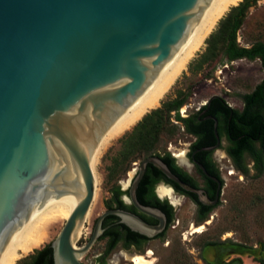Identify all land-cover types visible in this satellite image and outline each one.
Masks as SVG:
<instances>
[{
	"label": "water",
	"instance_id": "1",
	"mask_svg": "<svg viewBox=\"0 0 264 264\" xmlns=\"http://www.w3.org/2000/svg\"><path fill=\"white\" fill-rule=\"evenodd\" d=\"M220 2L0 0V264L48 213L82 195L50 243L54 264H83L108 215L134 231L160 233L164 214L135 198L147 163L203 200L149 156L130 195L159 223L107 209L85 244L72 242L94 198L99 144L164 81Z\"/></svg>",
	"mask_w": 264,
	"mask_h": 264
},
{
	"label": "rangeland",
	"instance_id": "2",
	"mask_svg": "<svg viewBox=\"0 0 264 264\" xmlns=\"http://www.w3.org/2000/svg\"><path fill=\"white\" fill-rule=\"evenodd\" d=\"M218 23L219 21L212 32L217 29ZM254 40L264 42V0H257L249 8L244 23L237 32V42L240 45H247ZM205 48L206 43L200 47L185 69L176 77L159 104L154 107L155 109L158 106L161 108L163 102L175 98L180 91L188 93L186 102L179 109L182 117L195 112L214 95L223 97L232 107L240 109L242 95L251 92L264 79V68L258 59H241L231 62L224 59L217 63L205 64L202 69L192 72V67ZM152 109L146 113L149 114ZM174 114L171 112L170 120L165 123V128L162 129L160 139L155 145L160 151L167 150L171 154L178 149L187 150L191 141V137L184 132L181 123L174 119ZM139 120L120 136L106 142L95 157L93 170L97 195L91 213L74 242L75 245L82 246L87 242L96 219L106 210L105 202L110 196L111 187L117 186L119 180L126 179L127 171L135 167V163L146 154L143 150L135 151L129 160L119 162L118 166L115 165V159L120 158L122 138L132 131ZM169 128L171 132H168ZM221 154L219 150L215 160L221 168L222 194L211 216L205 220L196 218L194 205L180 195L181 204L173 207L174 219L161 239H156L141 252L134 248L125 249L116 245L107 255H104L107 238H98L89 251L81 256V262L100 264L104 260L105 264H133L120 253L144 255L151 250L153 253L147 259L151 260L152 264L264 263V174L256 177L254 170H250L248 175L232 173L228 158L221 157ZM246 162L249 167H252L250 159L247 158ZM113 168L115 170L111 172ZM63 225L60 222L48 229L44 241L35 248H42L51 243ZM191 226H203V228L200 232L191 233ZM211 242L214 244H208ZM35 248L22 257L31 254Z\"/></svg>",
	"mask_w": 264,
	"mask_h": 264
},
{
	"label": "trees",
	"instance_id": "3",
	"mask_svg": "<svg viewBox=\"0 0 264 264\" xmlns=\"http://www.w3.org/2000/svg\"><path fill=\"white\" fill-rule=\"evenodd\" d=\"M257 0H240L236 5H232L226 11L228 12L223 18L218 21V27L214 32H210L205 38V50L200 54L196 64L191 71L196 72L202 69L203 65L219 62L226 59L227 61H236L241 59L255 60L258 59L264 68V42L262 40H254L247 45H240L237 42V32L240 30L247 16L249 8L255 4ZM217 21V22H218ZM217 24V23H216ZM215 24V26H216ZM214 26V28H215ZM213 28V29H214ZM189 63V62H188ZM188 65V64H187ZM188 93L178 92L172 100L162 103V107L152 111L149 114H144L139 121L152 123L143 127H138L139 131L136 135L130 138L132 147L125 145V151L120 153V157L115 159V165L119 162L123 163L130 153L143 150L146 154L154 151L155 141L157 140L158 131L162 124L169 122L171 112H174V119L184 124L188 131L198 133L201 126L209 128L210 124H202L198 121L197 114L188 117H182L179 114V109L184 105ZM244 107L242 110L231 109L227 106L226 101L221 96H212L207 105L208 112L214 116L224 115L228 118L232 111L231 119V140L226 146V151L233 159L235 167L243 174L248 175L250 170L255 171V176L259 177L264 174V79L258 83L254 89L242 95ZM209 123V122H208ZM206 143L199 140L194 144V147L205 145ZM168 164L171 165L173 158L167 152ZM246 158L252 161V167H248ZM121 159V160H120ZM115 166V167H116ZM115 168L112 169L113 172ZM182 193H187L181 190ZM108 208H112V202H107ZM173 208L168 206L164 211L168 215L169 223L173 221ZM170 212V213H169ZM115 217V216H109ZM202 219V218H200ZM121 228L115 227L112 230L105 231L99 239L111 235V239L107 244L104 255H107L121 239L123 233L130 235L134 232L128 227L121 224ZM165 235V232L162 234ZM131 243L127 241V245ZM214 244V243H208ZM17 264H54L52 247L49 244L42 248H35L33 252L17 261ZM100 264H105L104 260ZM260 264H264L261 262Z\"/></svg>",
	"mask_w": 264,
	"mask_h": 264
},
{
	"label": "flooded vegetation",
	"instance_id": "4",
	"mask_svg": "<svg viewBox=\"0 0 264 264\" xmlns=\"http://www.w3.org/2000/svg\"><path fill=\"white\" fill-rule=\"evenodd\" d=\"M214 96H218V95H214ZM209 99H207V101L204 104H202L195 112H192L191 114L187 115L188 117L193 114H197L199 122H202V124H205L206 126H208L207 124H210L208 129H206L205 126H201L198 133H194L192 131H188L184 126V124H181L184 132L191 137V141L189 142V147L187 150H185V154H184L186 166L181 165L174 154H171L167 150L160 151L155 147L154 151L150 152L149 154H145L144 157L139 162L135 163V167L131 168V170H134V174L132 177L128 176L130 171H127L126 179L119 180V184L117 186L111 187V190L109 191L110 196L106 198L105 207L106 210L117 208V209L130 211L138 215L146 223L151 225H157L159 223V220L157 218L138 210V208L134 205L130 195V187L133 183V180L136 178V176L139 173V166L142 160L149 156L158 157L168 167V169L171 171L173 175L178 177L182 182L199 190L203 197V200H201V197L198 194L184 190L180 185H178L175 181H173L168 176H166L153 164L147 163L144 173L135 189V198L137 203H139L140 205L157 209L161 213H163L165 216V227L160 233L149 236L132 230L130 227L120 222L119 217L115 216L112 218L109 216H114V215H108L104 218L102 222V228L104 229V232L109 229L112 230L115 227L121 228L120 227L121 224L125 225L130 229V231L134 232L130 235L128 234L126 235V233L124 232L121 239L117 242L116 245H120L122 248L125 249L134 248V250L141 252L143 248L151 245L153 241H155L156 239H161L164 236L162 234L166 232L171 225V223H169L168 221V215L164 211V208L167 209L168 206H171L173 208L175 205L171 204L170 199L168 197L166 196L161 197V195H159V190L161 188L171 189L176 197L179 198V196L181 195L184 200L190 201L195 207L194 214L196 218H198L199 220H205V218L211 216V212L219 204L221 200L222 187H223L222 173L220 171L221 168H219V165L215 160V156L217 155L219 150H221L222 154H224V157L228 158L230 167L233 170L232 173L238 172L242 174L235 167L233 159L226 151V146L229 144V141L231 140L232 111L230 112L228 118H225L223 114L217 117L212 115L211 113L208 112L209 108L207 105L209 104ZM226 104L231 109L242 110L244 107L243 99H242V107L240 109L232 107L230 104H228L227 101ZM151 124L152 123H148L145 121H139L133 127L132 131L124 138H122L121 141L122 148L120 153L125 151L124 150L125 145H128V147H132L133 144H131L129 141L132 136L136 135L139 132L137 130L138 127L140 128ZM164 128H165V124H162L161 128L158 131V136H157V140L155 141V144L159 141L160 135L164 130ZM167 130L168 132H171L170 128ZM199 140L205 142L206 144L202 146L194 147V144L197 143ZM216 145H217L216 149H207V150L203 149V148H213ZM167 152H169L171 157L173 158V162L171 165L168 164ZM132 154L133 153H130L127 156L126 160H129ZM120 158L123 157L121 156ZM247 165L249 167V164ZM124 180L128 181L127 188H124L121 184V182ZM181 190L186 191L187 193H182ZM108 201L112 202V208H108L107 205ZM105 238H107V244H108L111 239V235H108ZM127 241L131 243L127 245Z\"/></svg>",
	"mask_w": 264,
	"mask_h": 264
},
{
	"label": "bare ground",
	"instance_id": "5",
	"mask_svg": "<svg viewBox=\"0 0 264 264\" xmlns=\"http://www.w3.org/2000/svg\"><path fill=\"white\" fill-rule=\"evenodd\" d=\"M240 0H221L217 8L214 10L206 24L203 26L197 37L194 39L190 47L187 49L183 57L179 60L176 66L172 69L169 75L164 79V81L155 89V91L132 113L130 114L122 123H120L114 130H112L99 144L95 154L93 156V162L95 157L98 155V152L104 146V144L111 139H114L116 136H120L124 131L130 128L135 122H137L148 110L157 106L164 96V94L168 91V89L173 84L176 77L185 69L187 63L194 56V54L200 49V47L204 44L205 38L209 35V33L213 30L217 21L226 13L230 6L236 5ZM174 150V149H173ZM175 157L178 159L179 163L183 166H186L185 163V150L178 149L173 152ZM221 157L224 155L221 154ZM92 162V169H93ZM94 173V170H93ZM134 174V170H130L128 176L132 177ZM95 178V175H94ZM122 186L127 188L128 181H122ZM96 185V179H95ZM96 186L93 201L90 205V208L86 214V218L91 213L93 203L96 199ZM159 195L166 196L170 199L171 204L178 206L181 204V199L176 197L171 189L161 188L159 190ZM83 195L77 199L71 205H62L48 213L38 224L25 236V238L16 246V248L11 252L7 260L4 264H16L18 259H20L25 254L29 253L33 248L38 247L45 239L48 234L47 231L50 228H53L58 223H65V221L69 218L73 210L76 208ZM84 221V222H85ZM84 225V223H83ZM76 228V230L72 234V242L74 243L77 239L78 235L82 230V226ZM203 226H191V233H196L202 231ZM189 231V232H190ZM75 247H78L75 245ZM126 259L130 260L133 264H152V261L147 259L150 258L152 254L151 250H148L144 255L143 254H128L125 252H121Z\"/></svg>",
	"mask_w": 264,
	"mask_h": 264
}]
</instances>
